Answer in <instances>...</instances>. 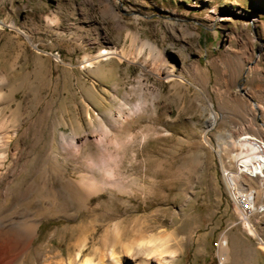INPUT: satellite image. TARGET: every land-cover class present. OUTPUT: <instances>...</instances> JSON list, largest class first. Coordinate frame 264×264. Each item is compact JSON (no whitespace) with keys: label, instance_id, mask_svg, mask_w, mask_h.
I'll return each instance as SVG.
<instances>
[{"label":"rangeland","instance_id":"rangeland-1","mask_svg":"<svg viewBox=\"0 0 264 264\" xmlns=\"http://www.w3.org/2000/svg\"><path fill=\"white\" fill-rule=\"evenodd\" d=\"M104 50L117 55L94 61ZM256 105L264 0H0L6 215L28 193L6 242L24 264H66L77 252L131 264L102 243L116 224L123 245L162 242L151 264H264V173L242 177L255 192L253 237L222 172L244 130L264 140ZM74 189L93 193L83 202ZM55 191L59 201L42 198Z\"/></svg>","mask_w":264,"mask_h":264},{"label":"bare ground","instance_id":"bare-ground-1","mask_svg":"<svg viewBox=\"0 0 264 264\" xmlns=\"http://www.w3.org/2000/svg\"><path fill=\"white\" fill-rule=\"evenodd\" d=\"M139 54V53H138ZM117 55L114 51H102L100 52L93 60H97L100 57H111ZM120 56V54H119ZM83 63H90V59L84 58ZM154 64L156 67L160 66V58L156 57ZM154 76L160 77L161 71L160 69H156L152 72ZM172 72L168 71L166 72L165 78H171ZM264 106V105H261ZM256 105L253 108L250 107L249 113H252L253 115H256V111L258 113L264 114L263 108ZM248 108V107H247ZM247 110V109H246ZM212 114V113H211ZM216 123V118L213 115L211 126L213 127ZM249 123V122H248ZM250 124H248V127ZM259 127V126H257ZM246 129V128H245ZM2 130V129H1ZM259 131H264L261 127L258 128ZM245 131V132H244ZM242 135L236 139L233 143L234 147L236 148V151L231 155L229 158V162H226L222 164V172H223V180H225V183L227 185V188L232 196V199L237 207H239L240 211V220L242 224V228L247 231L248 235L255 236L254 229L249 223V217L255 212V192L247 190V186L244 180L243 175H246L248 178H256L258 175V165L260 163V152L264 149V140H259L252 134L246 133V130H244ZM248 131V129H247ZM9 139L8 136H3V140ZM8 141V140H7ZM1 143V142H0ZM6 143V142H5ZM232 144V143H231ZM226 145H230V143H226ZM3 148V144L0 145V167L2 163V156L1 155V149ZM232 163V164H231ZM233 166L234 169L231 170L227 167ZM224 166L226 168H224ZM258 177V176H257ZM263 183V182H262ZM42 192V191H41ZM73 194L76 195L80 200L83 202L86 201L87 198H89L90 195H92V191L90 190H83V189H74L72 190ZM27 192L23 194V196L14 198L12 201H10L9 208H12L13 211L10 216L6 215L5 210L7 209L5 204L9 202V197L7 193L0 194V264H24L25 256L24 255H18L14 253L15 248L17 245L12 246L10 243L6 242V234L7 228L11 224H13L16 219L15 215V208L19 205L20 200L27 197ZM10 195V194H9ZM13 196V195H12ZM46 197H42L46 200H52L56 201L61 197L60 192L55 191L53 193H45ZM41 197V194H40ZM45 201V200H44ZM43 201V202H44ZM59 201V200H58ZM56 205V204H55ZM15 209V210H14ZM258 211L264 212V205L258 208ZM33 220H29L28 223L31 227H33ZM9 225V226H8ZM9 230V229H8ZM35 231V230H34ZM111 231V232H110ZM106 234L102 239L103 245L106 243H110L113 247H116L117 245L120 246L121 252L124 254V259L126 258L128 262L131 264H151L150 260L148 258V255L151 253H154L155 251H158V249L162 248L163 245H161L162 242L158 241L157 243L148 241V240H140L136 242H131L128 246L121 244L119 236L115 234L117 232L116 224L112 225V228L106 230ZM108 232L111 233V236L109 237ZM109 241V242H108ZM18 247V246H17ZM227 244L226 240H222L219 244V251L221 255V263H224L226 259L227 254ZM18 250V249H17ZM18 253V252H17ZM160 253V250H159ZM164 253V252H163ZM160 255V254H159ZM110 257L112 259H115L114 252L110 250ZM169 258V257H168ZM163 260V259H162ZM158 263V262H156ZM155 263V264H156ZM66 264H102V260L98 261L96 263H93L89 259L82 260L80 257V254L77 252L71 260H69ZM159 264V263H158Z\"/></svg>","mask_w":264,"mask_h":264},{"label":"crops","instance_id":"crops-1","mask_svg":"<svg viewBox=\"0 0 264 264\" xmlns=\"http://www.w3.org/2000/svg\"><path fill=\"white\" fill-rule=\"evenodd\" d=\"M260 170L258 169V175L261 177L264 173V149L260 152V163H259ZM264 185V183H263Z\"/></svg>","mask_w":264,"mask_h":264},{"label":"built area","instance_id":"built-area-1","mask_svg":"<svg viewBox=\"0 0 264 264\" xmlns=\"http://www.w3.org/2000/svg\"><path fill=\"white\" fill-rule=\"evenodd\" d=\"M219 244H220V242H217V243L215 244V246H216V247H219Z\"/></svg>","mask_w":264,"mask_h":264}]
</instances>
